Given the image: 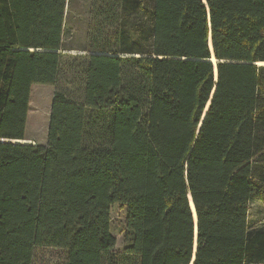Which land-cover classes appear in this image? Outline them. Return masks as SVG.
Wrapping results in <instances>:
<instances>
[{"label":"trees","instance_id":"obj_1","mask_svg":"<svg viewBox=\"0 0 264 264\" xmlns=\"http://www.w3.org/2000/svg\"><path fill=\"white\" fill-rule=\"evenodd\" d=\"M68 4L0 0V264H264V0H91L86 55ZM33 85L55 88L45 145Z\"/></svg>","mask_w":264,"mask_h":264},{"label":"rangeland","instance_id":"obj_2","mask_svg":"<svg viewBox=\"0 0 264 264\" xmlns=\"http://www.w3.org/2000/svg\"><path fill=\"white\" fill-rule=\"evenodd\" d=\"M90 7L91 0H69L63 30V48L70 50L66 51V54H87L82 50L86 46ZM54 90V87L45 85L31 87L25 128V140L28 144L45 145ZM125 219L126 209L120 205H114L110 210V233L116 241V252H120L125 246ZM248 226L251 232L264 231V202L255 199L249 203ZM62 258L61 251L48 250L43 264H59Z\"/></svg>","mask_w":264,"mask_h":264},{"label":"bare ground","instance_id":"obj_3","mask_svg":"<svg viewBox=\"0 0 264 264\" xmlns=\"http://www.w3.org/2000/svg\"><path fill=\"white\" fill-rule=\"evenodd\" d=\"M121 56H128V55H121ZM209 61H211L213 64H215V60L211 58ZM258 66H264V63H257ZM4 142H10V141H4Z\"/></svg>","mask_w":264,"mask_h":264},{"label":"water","instance_id":"obj_4","mask_svg":"<svg viewBox=\"0 0 264 264\" xmlns=\"http://www.w3.org/2000/svg\"><path fill=\"white\" fill-rule=\"evenodd\" d=\"M209 46L211 48V40L209 39ZM214 59V58H213ZM192 206V205H191ZM192 211H193V216H194V220L196 221V217H195V213H194V210H193V207H192ZM195 241H196V231H195ZM194 252H195V247H194ZM194 257V255H193Z\"/></svg>","mask_w":264,"mask_h":264}]
</instances>
